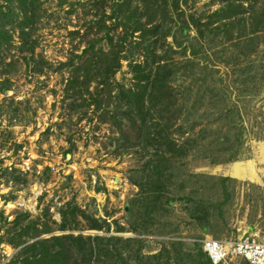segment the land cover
I'll use <instances>...</instances> for the list:
<instances>
[{
  "label": "rangeland",
  "instance_id": "obj_1",
  "mask_svg": "<svg viewBox=\"0 0 264 264\" xmlns=\"http://www.w3.org/2000/svg\"><path fill=\"white\" fill-rule=\"evenodd\" d=\"M120 1L123 0H38L33 13L34 31L31 37L37 42L34 58L39 55L42 58L38 68L42 71L38 73L21 59L17 50L20 45L18 31H11L12 45L16 47L9 48L4 56L6 62L13 56L19 57L20 67L9 77L10 88L0 93V213L3 214L0 217V236L13 227L11 222L18 213H27L29 219L39 218L51 228H57L53 221L61 223L59 211L69 204L70 210L77 206L97 219L106 220L110 230H88L86 221L79 217V225L72 223V227H77L75 230L56 231L45 237L69 233L74 236L114 237L110 244H103L108 246L110 255L103 256L97 264H191V250L197 254L202 248L201 241L206 239L237 240L253 235L264 241V132L258 135L260 128H264V85L258 90L249 89L244 96L239 95V83H232L235 77L231 72L236 63L234 57H239V52L229 43L223 51V45H219L222 35L212 43V34L201 26L223 7L222 0H190L182 7L184 13L181 16L172 14L169 23L163 26L171 30L172 35L165 43L164 40L160 42L163 49L159 45L156 51L173 61L191 57L201 67H206L207 72L216 73V77L222 79V83L210 92L212 97L206 95L205 105L199 103L202 100L198 81L193 85L191 96L181 94L188 82L184 84L182 80H177L174 83L178 88V98H188L189 108L192 107L186 115V124H195V133L207 125L204 129L207 146L223 136V127L216 128L215 125L222 122L215 123L218 114L213 104L208 102L210 98L223 100V77L226 78V99L240 108L238 121L243 127L245 151L237 161L227 164L211 165L207 159H193L195 157H189L184 163L183 170L187 173L232 180L225 184L227 193L221 199L223 205L220 212L210 209L211 220L210 225L205 226L206 230L191 215L193 210L189 196L192 190L198 188L192 178L185 186H176L174 195L181 199L175 201L168 211H160L161 215L153 225L140 219L141 233L131 231L133 219L129 221L127 209L139 189L130 182L129 176L138 169L139 156L134 151L119 153L122 151H117V143L103 147L104 142H110L108 126L97 124L92 108L77 109L69 105L72 101L64 94L68 72L57 69L59 63L65 62L72 53H81L85 45L81 36L89 26L93 27L91 38H102L98 48L109 50L105 36L114 22L109 17ZM0 5L5 6L6 1L0 0ZM10 8L15 9L16 4ZM101 20L105 22L104 26ZM187 23L190 27L186 30ZM197 27L204 30L203 36H199ZM182 28L186 30L185 37ZM74 32H79V35ZM119 33L121 28L109 32L115 37ZM182 40V46L178 47ZM258 42V47L263 49V36ZM167 43L174 46L172 50L168 49ZM183 46H188V49L182 58ZM189 47L195 48L198 53L191 55ZM252 47L249 46V49ZM132 51L128 44L123 55H131L129 52ZM251 57L255 59L257 56ZM131 60H122V67L114 78L128 88L134 85L128 65ZM134 60L141 61V58L135 55ZM43 62H48L50 66ZM244 64L245 59L240 57L236 68ZM258 78L257 74L251 85L260 86ZM220 109L223 110L221 104ZM199 136L201 138L202 134ZM249 162L255 166L257 181L236 179L228 174L234 163ZM203 185L205 188L201 185L200 190L216 193L211 184ZM117 227L126 231L118 233ZM213 232L217 237L212 238ZM126 239L134 241L128 243ZM138 239L141 243L136 241ZM178 241L182 244H176L177 252L175 244L169 243ZM15 252L7 244H1L0 264L7 262ZM154 255L157 258H153ZM228 263L248 264L242 258H232Z\"/></svg>",
  "mask_w": 264,
  "mask_h": 264
},
{
  "label": "trees",
  "instance_id": "obj_2",
  "mask_svg": "<svg viewBox=\"0 0 264 264\" xmlns=\"http://www.w3.org/2000/svg\"><path fill=\"white\" fill-rule=\"evenodd\" d=\"M5 1V6L0 5V93L10 88L9 77L20 67L19 57L13 56L6 62L4 56L9 48L16 47L12 45V30L18 31L20 45L17 47L19 51L17 53L21 55V59L27 63V67H33L34 72L42 71L38 70L42 61L41 56L36 59L33 56L37 42L31 40L34 31L33 13L35 6H38V0ZM189 1L118 2L116 11L109 17L114 22L105 36L109 50L98 48L102 38H91L93 27L89 26L81 36V42L85 44L81 53H72L65 62H60L57 68L66 69L68 72L64 94L72 101L69 105L77 109L92 108L97 124L108 126L110 142H104L103 147L107 148L111 143H117V151H122L119 153L134 151L139 156L138 169L133 170L129 176L130 182L139 189V193L136 198L131 199V206L127 209L129 221L133 219L130 229L134 233H141L140 219L153 225L160 217V211H168L175 201L181 199L174 195L175 189L178 186H185L192 178L196 180L198 188L192 190L189 196L193 210L191 215L198 219L206 230L205 226L210 225L209 216L212 209L220 212L223 205L221 199L223 194L227 193L225 184L232 180L187 173L183 170L184 163L189 157H195L193 159H207L211 165L227 164L237 161L245 151L243 127L238 121L240 108L226 99L228 93L225 87L226 78L223 77V100L210 98L208 102L213 104L214 110L217 111L215 123L222 122L221 125H215L216 128L223 127V136L207 146L208 143H204L206 141L204 129L207 125L195 133V124H186L188 121L186 115L191 112L192 107L189 108L188 98H178V88L174 83L177 80H182L184 84L188 82L181 94L191 96L193 85L198 81L199 97L202 100L199 103L205 105L203 101L206 95H210L218 83H222V79L217 78L216 73L207 72L206 67H201L199 62L191 57L173 61L169 56L156 51L159 45L163 49L161 43L163 40L165 43L167 37L172 35L171 30L163 26L169 23L172 14L177 13L181 16L184 13L182 7ZM221 2L223 7L210 15L201 26L212 34V43L222 35L219 45H223V51L229 43L239 52V57H234L236 63L231 70L235 77L232 83H239L237 85L239 95L244 96L249 93V89L258 90L264 85V48L258 47L259 38L262 36L264 38V0ZM14 4L16 8L11 9ZM102 21L101 25L104 26L105 22ZM188 27L189 23L186 24V30ZM120 28L121 33L116 37L109 34L111 30L118 31ZM197 29L200 31L199 36H203L204 30L200 27ZM186 30L182 28L184 37ZM98 32L97 30V35ZM74 33L79 35V32ZM128 44L133 51L129 52L131 55L126 56L123 52L126 51ZM182 44L183 40L178 47ZM167 45L169 50L174 47L171 43ZM251 45L253 47L249 49ZM187 47L183 46L182 58L185 57ZM189 48L191 55L195 56L198 53L195 48ZM135 55H138L141 61L134 60ZM251 55L258 58L261 56V59L257 57L253 59ZM240 57L245 59V64L236 68ZM130 58L132 60L128 65L134 85L128 88L116 82L114 78L122 67V60ZM43 63L50 66L48 62ZM257 74L259 75L257 81L260 84L258 87L250 83ZM196 103L197 101L194 102ZM220 104L223 105V110L220 109ZM263 132L264 128L261 127L258 135ZM203 184L209 186L211 184L216 193L206 194L204 189L200 190L201 185L205 188ZM69 206L67 204L59 211L60 224L53 221V224L58 225L57 228H51L39 218L31 220L27 213L16 214L15 220L11 222L13 227L6 229L5 234L0 236V245L7 244L16 251L4 264H97L103 256L110 255L108 246L103 244H110L114 237L81 234L74 236L72 233L44 237L56 231L75 230L77 227H72V223L78 224L79 217L86 221L88 230L106 232L110 230L106 220L97 219L93 214L77 206L70 210ZM0 217H3V214L0 213ZM26 220L28 222L24 225ZM116 230L118 233L126 231L123 227H117ZM211 235L212 238L217 237L214 232ZM133 241L126 239L128 243ZM136 241L141 243L140 239ZM169 244H175L174 248L178 252L176 244L182 243L178 241ZM194 251L191 250L189 255L191 264H211L202 248L197 254ZM153 258H157V255Z\"/></svg>",
  "mask_w": 264,
  "mask_h": 264
},
{
  "label": "built area",
  "instance_id": "obj_3",
  "mask_svg": "<svg viewBox=\"0 0 264 264\" xmlns=\"http://www.w3.org/2000/svg\"><path fill=\"white\" fill-rule=\"evenodd\" d=\"M201 244L211 264H229L232 258H242L249 264H264V241L257 236L223 241L206 239Z\"/></svg>",
  "mask_w": 264,
  "mask_h": 264
},
{
  "label": "bare ground",
  "instance_id": "obj_4",
  "mask_svg": "<svg viewBox=\"0 0 264 264\" xmlns=\"http://www.w3.org/2000/svg\"><path fill=\"white\" fill-rule=\"evenodd\" d=\"M228 174L236 179L257 181V171L252 162L246 164L234 163Z\"/></svg>",
  "mask_w": 264,
  "mask_h": 264
},
{
  "label": "water",
  "instance_id": "obj_5",
  "mask_svg": "<svg viewBox=\"0 0 264 264\" xmlns=\"http://www.w3.org/2000/svg\"><path fill=\"white\" fill-rule=\"evenodd\" d=\"M45 237V236H44Z\"/></svg>",
  "mask_w": 264,
  "mask_h": 264
}]
</instances>
